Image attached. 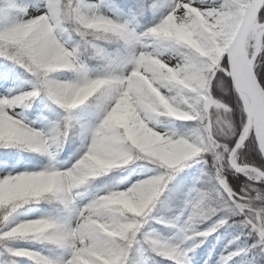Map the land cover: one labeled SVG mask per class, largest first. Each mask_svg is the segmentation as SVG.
I'll return each instance as SVG.
<instances>
[{
    "label": "clouds",
    "instance_id": "1",
    "mask_svg": "<svg viewBox=\"0 0 264 264\" xmlns=\"http://www.w3.org/2000/svg\"><path fill=\"white\" fill-rule=\"evenodd\" d=\"M212 2L199 0L201 5ZM215 2L218 5L215 8L194 7L190 0L178 4L151 26L135 23L132 31L139 37V44L130 53L124 38L126 20L106 15L104 0L96 3L68 0L69 6L76 5L70 10L61 7L63 0H41L44 9L52 5L58 21L52 22V9L43 11L25 33L35 38L24 57L30 65L31 90L20 91L11 99H0V147L42 153L48 163L39 171L0 178V209L10 208L7 215H11L25 206L48 202L55 203L62 214L54 216L55 222L45 218L28 220L8 235L23 234L34 241L51 239L53 235L59 239L78 236L76 228L71 227L73 220L89 211L87 227L99 229L112 238L110 243H134L156 256L174 257L179 264H192L189 252L194 247H184V243L192 241L198 246L196 237L216 231L212 224L201 231V225L224 209L231 216H239L237 209L248 207L255 211L257 223L252 227L260 236L257 244L259 254L264 257V190L250 194L247 204L233 201L234 208L218 191L211 200L201 195L211 187L208 159L215 167L224 161L226 154L230 167L248 176L249 181L264 180V170L237 162V149L243 147L241 141L228 153V145L241 130L242 121L249 130L245 140L252 137L253 131L257 136L264 135V122H258L248 105L241 111L238 104L240 126L237 127L233 106L224 99L230 89L225 76L217 71L216 59L229 52L237 67L244 70L239 82L232 78V87L243 103L241 94L246 93L249 84L255 86V77L264 66V26L252 21L249 0ZM107 44H115L116 48L109 50ZM6 51L8 55L17 53L12 46ZM85 52L90 60L96 61V67H90L82 59ZM129 54L136 57V66H129L131 71L124 76L116 61ZM58 72L73 75L70 79H59L55 76ZM214 87L221 96L214 95ZM42 96L65 113L47 132L31 127L24 117L18 118L10 112L17 107L28 108L30 101ZM83 106L93 110V121L84 122L77 115L76 110ZM177 121H194L195 125L179 129ZM74 133L82 137V143L75 161L70 167H63L65 162L59 160V154ZM257 148L264 159V148L259 145ZM194 164L201 166L197 202L192 204L188 200L176 217L183 218L180 231L184 240L179 244L165 242L154 230H147V226L157 220L154 213L157 205L163 203L161 198L169 185L181 171ZM132 165L154 174L123 189L119 181L106 183L87 203H81L96 180L113 172L127 171ZM226 180L221 186L230 198L232 188ZM73 210H79V215L74 217ZM93 216L102 219H92ZM157 222L175 227L171 220L160 218ZM251 223L245 217L239 226L248 229ZM65 224L71 227V233L60 231ZM151 259L149 256L144 264H150ZM105 264H118V258L106 260Z\"/></svg>",
    "mask_w": 264,
    "mask_h": 264
},
{
    "label": "snow or ice",
    "instance_id": "2",
    "mask_svg": "<svg viewBox=\"0 0 264 264\" xmlns=\"http://www.w3.org/2000/svg\"><path fill=\"white\" fill-rule=\"evenodd\" d=\"M189 2L190 0H163V2H161V0H154V3L149 5L147 4L146 0H135V3H131L130 0L129 11L131 18L124 22V29L126 30L124 38L129 47L130 53L134 51L139 44V37L137 36L136 32L132 31V28L135 26V17L137 15H143L149 9L155 11L159 8H165L166 10L163 11L160 16V19H163L164 16L174 11L178 4ZM192 3L194 7H218L215 0H213L211 4L205 5H201L199 0H192ZM75 6V3L69 6L68 0H63V3L61 4L62 8H69V10ZM9 7H16V5L10 4ZM49 9H52V5H49L44 11H49ZM182 11L183 9H181V12ZM21 12L22 15L19 19H16L14 22H10L6 27L0 28V57L11 61L13 64L19 65L27 73L31 74L29 71L30 65L27 64V62L24 60V57L30 52L35 42V38L27 36L25 33L27 29L31 27V24L35 21L36 17L42 15L43 12L38 16H31L27 19L23 18L28 16L27 9L23 8L21 9ZM0 14L7 15V10L0 8ZM249 14L254 23L264 26V0H249ZM50 15L53 17L52 22L56 23L58 21V14L56 13L55 9H52ZM9 19L11 18L9 17ZM9 46L15 47L17 49V53L15 55L7 54L6 49ZM225 56L228 57V60H223ZM216 59L219 65L217 71L224 75L226 80L228 78H231L232 80V78L235 77L239 82L240 78L244 75V70L237 67L235 61L231 58V54L229 52H224L222 56H217ZM116 63L122 69V74L127 76L131 71V67L136 66V57L129 54L128 56L119 58ZM255 80V86L249 84L246 93L241 94L243 96V103L241 102L240 97L237 103L241 105V111H243L244 105H248L250 111L258 117V122H264V75L258 73V75L255 77ZM12 96L14 95L9 94L7 96L0 97V99H3L4 97L11 99ZM10 112L12 115H16L18 118H23L22 114H18L16 111L10 109ZM240 129L243 131V137H241V130H238L236 137L228 145V153H231L232 149L237 146L238 140L241 141L243 147L237 149L236 156L237 162L243 164L246 163L241 159L243 151L247 147H257V145L264 148V135L257 136L256 132L253 131L252 137L245 140L244 138L249 137V130L248 127L244 125L243 121L241 123ZM213 163L214 162L211 159H208V166L212 170L211 187L207 192L201 195L211 200L217 196L218 191L219 193L223 194L224 198L228 201V204L234 208L236 206L233 205V201L238 202L240 205L247 204L250 194L253 195V193L256 194L262 191L256 187V181H251L250 183H246L239 191H234L232 189V195L229 198L228 192H226L221 186L222 182H225V178H227L226 172L231 168L227 161V154L225 155V159L222 163H216L215 167H213ZM226 183L229 185L227 180ZM259 183L264 184V180L259 181ZM200 187L201 185L196 181V185L191 190L189 196V201L192 204L197 202L198 189ZM100 194L102 195L103 193L101 192ZM9 211L10 208L0 209V250H2V254L5 257L2 264H24L25 260L29 261L30 264H82L81 258H83V261H86L87 264H105L106 260H111L113 258H118V264H127L126 257L131 248L135 246L134 243L129 244L128 242L123 241L110 243L112 238L100 232L99 229L87 227V225L90 224V212L86 211L83 216L79 217L78 220L74 219L71 226L76 228L77 233L79 234L78 236L69 235L65 239H59L56 235H53L51 239L37 241L51 244L55 248L60 249L61 253L59 255L52 257L45 255L43 252L35 249L15 247L12 246L11 242L17 240L34 241L30 237H26L23 234L8 235L9 233H12L13 229H15L18 225L23 224L28 220L41 218L49 219L55 222V217L42 216L35 219H27L16 222L13 219L15 213L7 215ZM237 211L240 212L239 217L242 218L241 220H243L245 217H248V219H251L252 221V223L248 225V235H257L256 231L252 227L253 224L257 223L255 219V211L248 207L243 208L242 211L237 209ZM250 212H252L251 216H249ZM78 215L79 210H73V216L75 217ZM91 218L102 219L101 217L96 216ZM214 218L216 219L211 220V224L216 226V231L219 228L229 224V222L233 220V216L230 215L228 209H224ZM158 220L159 218H157L155 221ZM216 221H221V223L216 224ZM225 221L226 223H224ZM71 227H68L65 224L61 227L60 231L64 233H71ZM257 236L259 240L260 236ZM81 238L84 240L83 243H81ZM192 251H194V249ZM191 252H189V257H191Z\"/></svg>",
    "mask_w": 264,
    "mask_h": 264
},
{
    "label": "trees",
    "instance_id": "3",
    "mask_svg": "<svg viewBox=\"0 0 264 264\" xmlns=\"http://www.w3.org/2000/svg\"><path fill=\"white\" fill-rule=\"evenodd\" d=\"M106 3L114 9L116 12L122 14L125 18L130 19V0H104ZM147 4L151 5L154 3V0H146ZM163 2V0H161ZM131 3H135V0H131ZM3 6L2 0H0V8ZM161 13L160 8L158 10H151L149 9L146 11L143 15H137L135 17L136 23H139L142 27L151 26L155 22H157L160 19ZM76 39H79L78 36H75V34H72ZM106 48L109 50H114L116 48L115 44H107L105 45ZM84 60L90 67H96V61L90 60L88 57V54L85 52L83 53ZM4 59L3 57H0V60ZM225 60V58H223ZM9 64H13L11 61L6 60ZM16 65V64H15ZM18 67V73L22 77H32L31 74L27 73L23 68H21L19 65H16ZM259 73L264 75V66L260 69ZM222 75V74H221ZM227 83L229 86V94L224 97V99L233 106L234 109V118L237 123V127L240 126V110L238 108V96L235 93L232 84L230 82V79H227ZM213 93L215 96H221V92L213 88ZM39 98L34 99L30 102V107L26 108L27 116L29 118H36L39 113ZM81 111H84L88 113L89 115L95 117V114L93 110L88 106H83L81 109L76 110L77 114ZM42 113L49 117L52 120H60L65 115L64 110L59 108L58 106L52 104L51 101H47L46 105L42 109ZM195 122L194 121H177V128L179 129H189L194 127ZM81 146V143L78 141V136L76 133L73 134L72 137L69 138L67 143L64 144L62 151L59 154V160L64 161L69 159L72 155L76 154ZM19 154H22L24 159L33 162L35 164H40L42 166H45L48 163V159L41 153L32 152L30 150H20L17 148L12 147H0V164L2 162L7 163H13L17 160ZM241 159L245 161L248 164L254 165L256 167L261 168L264 170V161L260 157L258 148L257 147H247L241 156ZM137 165H132L128 168L127 171L122 172H113L109 176L101 177L100 179L96 180L95 183L91 186L88 193L91 191H94L97 186L106 184V183H114L117 181L122 180L123 178L128 175L129 169L136 168ZM194 170V169H193ZM193 170H189V168H185L183 171L179 173V175L176 176L175 180L169 185V190L164 194V196L161 198L163 203L157 205L156 212L154 215L157 218H163V219H173L180 215V213L184 209V205L189 198V195L191 193V190L196 185L197 178L199 176H196V173H193ZM227 176V182L231 186V188L234 191H239L246 183H250L248 176H246L243 173H238L234 169H229L226 172ZM256 187L264 190V184H261L259 182H256ZM255 195V193H253ZM259 203V201L257 202ZM28 206H34L38 208H42L46 211L51 210L54 214V216L61 215L60 211L56 207L55 203H48V202H41L39 204H33ZM25 208L20 209L24 210ZM18 210V211H20ZM242 218L239 216H233V220L229 222V224L219 228L216 232L203 237L202 244L206 243L207 240H209L211 237L216 238L217 235L221 234L222 232L226 231H232L235 235L239 234L240 232H243V248L247 247V249H251L254 254V262L255 264H264V257H262L259 254V245L257 244L258 236L252 235L249 236L248 229H242L239 226V221ZM167 225L165 223H159L157 221H152L148 226L147 230H160L159 228H164ZM244 235H246L244 237ZM27 241V240H24ZM27 242H35L41 245L48 253V256H56L59 255V252L61 251L58 248H55L51 244H47L44 242H37V241H27ZM252 242H254L253 245H250ZM151 259V264H179V262H176L170 257H164V256H156L151 251L149 252ZM5 259L4 255H2L1 261L3 262ZM127 264H139L140 263V253L138 251L137 245L131 248L129 251L127 257H126Z\"/></svg>",
    "mask_w": 264,
    "mask_h": 264
},
{
    "label": "rangeland",
    "instance_id": "4",
    "mask_svg": "<svg viewBox=\"0 0 264 264\" xmlns=\"http://www.w3.org/2000/svg\"><path fill=\"white\" fill-rule=\"evenodd\" d=\"M3 6L1 8L7 10V15L0 14V28L6 27L10 22H14L16 19H19L22 15L21 9L26 8L27 13H42L45 9L41 7V0H2ZM91 3H96L98 0H89ZM10 4L16 5V7H9ZM161 14L165 11V8H160ZM103 10L106 15L113 19L126 20L123 15L116 12L112 9L106 1H104ZM9 17L11 19H9ZM27 19V17H23ZM136 23V21H135ZM76 39V38H75ZM77 40V39H76ZM82 59L83 54H82ZM72 73L70 72H58L55 76L59 79H70L72 78ZM32 77H20L18 73V67L15 64H9L5 59L0 60V97L7 96L9 94L15 95L20 91L31 90ZM47 99L45 97L39 98V104L41 108L45 106L47 103ZM16 113L22 114L25 119V123L29 124L31 127L43 130L45 132L49 131L52 127L53 120L49 119L47 116L42 114L38 115L35 120H31L26 116V108L17 107L15 109ZM78 116L84 122H90L95 119L84 112H80ZM176 126H177V122ZM80 143H82V137H79ZM78 154V153H77ZM77 154L72 155L69 159L64 160L63 167H70L71 163L75 161L77 158ZM46 156V155H45ZM47 157V156H46ZM199 164H194L189 170H193V173H196V176L199 173L200 169ZM43 167L41 165L34 164L32 162L26 161L22 156H19L18 160L15 163H2L0 165V177H4L8 174H16L18 172L23 171H39ZM128 175L125 178L120 180L119 187L121 189L130 186L131 183L136 180L143 179L147 175L154 174L152 172L146 171L141 167H136L134 169H129ZM104 185V184H103ZM103 185L97 186L94 191L87 193L81 199V203H87L91 196L95 194ZM190 196V195H189ZM189 198L187 199V201ZM186 201V202H187ZM186 204V203H185ZM185 207V205H184ZM54 216L51 210H44L42 208L27 206L26 209L18 211L14 214V220L16 222L27 220V219H35L42 216ZM216 218H213V220ZM165 221L171 220L175 224V227L172 224L165 222L166 227L159 228L160 230H154L157 235L165 242H170L172 244H179L182 240H184V236L180 231V227L183 223V218L177 220L173 219H164ZM212 221H206L201 225V231L205 230L210 226ZM174 227V228H173ZM246 235H244L245 237ZM236 237H239L237 240ZM203 237L195 238L194 246L192 241H186L184 243V247H194V251L190 253L192 264H255L254 262V254L251 249H247V247L243 248V232L235 235L232 231L222 232L220 235L218 234L216 238L211 237L207 240L206 243L202 244ZM12 246L15 247H23V248H31L38 251L43 252V254L48 255L47 251L38 243L35 242H27L24 240H17L11 242ZM252 242L250 245H253ZM138 251L140 253V263L144 264V261L150 256V250L145 249L141 245H137ZM61 251L59 252V254ZM2 250H0V264L2 258ZM175 261L179 262L178 259L171 257ZM151 263V262H150ZM24 264H30L29 261L25 260Z\"/></svg>",
    "mask_w": 264,
    "mask_h": 264
},
{
    "label": "bare ground",
    "instance_id": "5",
    "mask_svg": "<svg viewBox=\"0 0 264 264\" xmlns=\"http://www.w3.org/2000/svg\"><path fill=\"white\" fill-rule=\"evenodd\" d=\"M38 15H40V13L38 14V12L37 13L28 12V16H26V17L29 18L31 16H38Z\"/></svg>",
    "mask_w": 264,
    "mask_h": 264
},
{
    "label": "water",
    "instance_id": "6",
    "mask_svg": "<svg viewBox=\"0 0 264 264\" xmlns=\"http://www.w3.org/2000/svg\"><path fill=\"white\" fill-rule=\"evenodd\" d=\"M226 57V60H228V57L227 56H225ZM230 81H231V83H232V85H233V81L231 80V78H230ZM235 90V89H234ZM236 92V91H235ZM237 93V92H236ZM238 95V94H237ZM264 160V159H263Z\"/></svg>",
    "mask_w": 264,
    "mask_h": 264
}]
</instances>
